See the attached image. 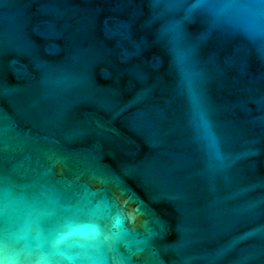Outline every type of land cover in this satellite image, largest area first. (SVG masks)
<instances>
[{
    "label": "water",
    "instance_id": "95a60500",
    "mask_svg": "<svg viewBox=\"0 0 264 264\" xmlns=\"http://www.w3.org/2000/svg\"><path fill=\"white\" fill-rule=\"evenodd\" d=\"M0 264H264V0H0Z\"/></svg>",
    "mask_w": 264,
    "mask_h": 264
},
{
    "label": "clouds",
    "instance_id": "9594fccd",
    "mask_svg": "<svg viewBox=\"0 0 264 264\" xmlns=\"http://www.w3.org/2000/svg\"><path fill=\"white\" fill-rule=\"evenodd\" d=\"M260 35V33H257L256 38H259ZM100 235L101 231L99 227L85 228L81 225H73L69 227L68 232L65 236L61 237V240L71 238L78 241L80 244L87 246L96 243Z\"/></svg>",
    "mask_w": 264,
    "mask_h": 264
}]
</instances>
